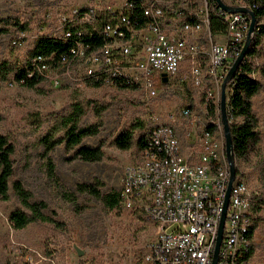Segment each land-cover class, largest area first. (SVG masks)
<instances>
[{"label":"built area","instance_id":"obj_1","mask_svg":"<svg viewBox=\"0 0 264 264\" xmlns=\"http://www.w3.org/2000/svg\"><path fill=\"white\" fill-rule=\"evenodd\" d=\"M92 1L72 6L66 14L55 7L54 13L42 15V19L50 20L57 14L55 24L46 28L38 18L35 32L19 31L11 44L18 47L26 40L44 36L71 39L68 53L58 59L36 55L26 70L29 78L58 87L64 79L78 87L98 80L105 85L134 84V90H141L147 99L157 97L173 80L202 90L203 121L191 106L180 110V116L192 126L202 124L200 132L195 128L185 133V140L194 142L185 145L173 126L156 123L157 118L152 117L142 159L124 168L120 206L127 211L141 210L154 225V236L144 254L145 264H211L230 172L224 144L215 136V129L207 128L215 122L207 116L216 109L220 119L219 102L217 105L211 99L219 96L221 83L241 51L250 17L224 11L215 0ZM222 1L251 11L257 6L251 0ZM214 7L221 11V21L226 24L223 32L213 33L210 29ZM77 25L100 30L103 42L94 46L81 41L80 29L73 36L70 28ZM192 145L195 148L190 152L183 149ZM253 204L246 180L236 171L217 264L248 263L243 255L249 247L247 233L253 220ZM36 255H27L26 264H66L53 254Z\"/></svg>","mask_w":264,"mask_h":264},{"label":"rangeland","instance_id":"obj_2","mask_svg":"<svg viewBox=\"0 0 264 264\" xmlns=\"http://www.w3.org/2000/svg\"><path fill=\"white\" fill-rule=\"evenodd\" d=\"M90 2L93 1L0 0V26L10 28V23L18 18L21 22L28 20L29 31L35 32L40 22L38 18L42 19L46 12L54 13L55 7L66 14L70 7ZM57 18L58 15L53 14L50 20H42L48 28L47 25L55 24ZM260 22L264 23V17ZM10 37L11 32L0 36V66L5 64L15 68L19 61L25 59L32 44L28 41L14 47ZM248 61L256 69L253 76L262 83L261 91L251 98L260 142L257 147L249 149L245 158L235 161V167L246 180L253 202L259 206L254 252L247 264H264V203L258 200V197L264 199V37L257 46V53ZM11 76L12 71L7 74L0 67V133L7 135L15 146L8 199L0 198V264H26V256L36 258V253L53 254L66 264H145L144 254L154 236V225L141 210L127 211L120 206V209L108 211L100 200L89 196L79 197L73 205L64 198V190H72L78 179L88 180L93 176L99 177L107 189H120L125 166L140 161L142 150L135 144L129 150H119L114 139L122 130L134 128L136 141L143 128L153 124L152 117L157 118L156 123L173 126L185 145L194 142L185 140V133L195 128L200 132L202 124L192 126L188 119L180 116V110L191 106L203 121L205 95L202 90L173 80L157 97L147 99L141 90H123L109 85L78 87L67 79L59 87L46 82H38L31 87L16 82L10 85L8 79ZM178 91L183 94H175ZM188 98L192 104L188 103ZM219 99L220 93L211 100L218 105ZM86 100L105 105L101 132L83 141L87 145H96L99 141L104 143L107 158L96 163L70 161L67 158L73 151L64 143L50 149L45 142L49 132H55L56 136L64 133L61 115L68 104ZM227 101L226 86V104ZM171 114L176 116L170 119ZM207 117L219 125L215 136L224 144L216 109ZM94 119L87 113L82 121L90 123ZM139 122L142 128H135ZM195 145L183 149L190 152ZM14 181L23 189L29 203L45 204L42 213L51 219L50 222L30 223L23 228L12 225L10 214L21 206L13 189ZM77 248L83 251L82 255L77 254Z\"/></svg>","mask_w":264,"mask_h":264},{"label":"trees","instance_id":"obj_3","mask_svg":"<svg viewBox=\"0 0 264 264\" xmlns=\"http://www.w3.org/2000/svg\"><path fill=\"white\" fill-rule=\"evenodd\" d=\"M257 5L253 8V12L256 18L255 30L252 35L251 43L248 47L247 53L238 66L234 77L228 82V121H230V132L233 143V152L235 161L245 158L251 147H257L260 142V132L258 129L257 117L254 114L251 106V98L261 91L262 83L256 79L253 74L256 69L251 62L248 61L249 57L257 53V46L264 37V23L260 20L264 17V0H251ZM221 11L217 7L210 14V29L213 33L223 32L226 29V24L223 23ZM90 26L86 25L82 29L79 25L71 27L73 36L77 30L82 31L81 41L90 43L91 45L98 46L103 42V35L100 30L89 29ZM28 20L19 21L18 18H14L10 23V28L6 26H0V36L7 32H11V39L17 36L19 31H29ZM31 41L32 47L28 54L25 55L23 61H19L15 68L6 66L3 64L0 66L8 74L12 71V78L16 83H20L24 86H33L40 80L35 77L29 78L27 76V67L29 61L36 55L54 56L56 59L61 54L68 53L70 47L73 45L72 40L56 39L50 36H44L35 40H26L22 44ZM88 86L100 87L105 85L101 80L91 81ZM117 89H129L134 90L135 85L126 86L125 84L116 83L115 85L109 84ZM177 95L183 94L178 91ZM188 103L192 104L191 98H188ZM214 107V106H213ZM105 105L99 102H93L86 100L83 102H75L68 104L65 112L61 115V126L64 129L62 135H55V132H49L48 137L45 139L50 149H53L57 144L64 143L69 150L73 153L67 158L70 161H82L87 163L100 162L107 158V154L104 151V143L99 141L96 145L83 144L86 138L94 137L98 135L103 126V112ZM213 110H211L212 112ZM87 113L92 114L95 119L87 123L82 119ZM221 124V120H220ZM143 128V133L138 139L134 140V128L122 130L114 139V145L119 150H129L135 144L139 150L144 149L147 144L145 141L146 131L152 126ZM135 128H142V123H137ZM208 129H216V125L209 124ZM14 143L11 139L0 133V198L8 199V192L10 188V181L13 176L14 167L12 163V154L14 153ZM264 163V155H263ZM13 189L21 201V206L14 210L10 214V220L14 227L23 228L30 223L37 222H50L51 219L42 213V209L45 207L43 202L29 203L27 197L21 187L17 186V182H13ZM89 196L100 200L105 210L120 209V189H107L106 184L97 176L90 177L88 180H76L73 185V189L64 190V198L71 202L73 205L77 203L79 197ZM259 203H264V199L259 198ZM258 203H254L251 207L252 224L248 230L247 237L249 239V247L243 255L244 260H249L254 252L253 238L256 230L257 209ZM81 264V263H80Z\"/></svg>","mask_w":264,"mask_h":264},{"label":"water","instance_id":"obj_4","mask_svg":"<svg viewBox=\"0 0 264 264\" xmlns=\"http://www.w3.org/2000/svg\"><path fill=\"white\" fill-rule=\"evenodd\" d=\"M215 2L224 11L233 12V13L241 12V13L248 15L250 17V22H249V29L247 32V36L241 48V51L238 54V56L233 60L231 67L229 68L225 78L223 79L221 83V92H220V101H219L220 120H221V126H222V131H223V138H224L225 156L229 164L230 178H229V182H228V186L226 190L223 212H222L219 226H218L217 239H216V244H215L213 255H212L211 264H217V261H218L219 247H220V243L222 239V231H223L225 213H226V209L228 205L231 184L236 174L233 143H232L230 126H229V121H228L227 112H226V105H227L226 104V85L234 77L238 66L242 63L247 53L248 47L251 43L252 35L255 30V24H256L255 14L253 11L249 10L248 8L239 7V6H231V5L225 4L222 0H215ZM164 80H166L165 77H164ZM82 253L83 251L77 248V254L82 255Z\"/></svg>","mask_w":264,"mask_h":264}]
</instances>
